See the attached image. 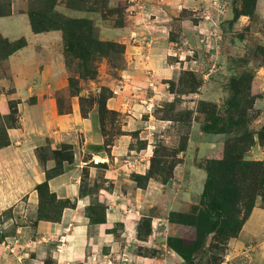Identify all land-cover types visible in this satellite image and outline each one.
<instances>
[{
  "label": "rangeland",
  "instance_id": "374dc122",
  "mask_svg": "<svg viewBox=\"0 0 264 264\" xmlns=\"http://www.w3.org/2000/svg\"><path fill=\"white\" fill-rule=\"evenodd\" d=\"M137 1L0 0V107L7 110L0 113V146L7 127H16L38 99H52L59 115L73 105L82 116L99 110L95 130L105 161L98 157L75 172L80 193L91 194L79 210L90 225L89 254L77 264H264V0H184L182 8L180 0L173 7L148 1L142 21L151 39L157 46L172 41L148 54V74H157L150 105L144 100L152 87L138 85L143 95L131 97L138 87L124 88L120 77L129 56L142 53L129 21ZM27 48L28 59L15 67L12 56ZM58 55L65 78L50 94L48 79L39 98L19 95L13 73L33 80L39 63ZM112 89L126 90L115 110L106 105ZM128 129L130 147L127 139L118 145ZM31 138L52 140L40 129L17 144L20 153L27 154ZM74 151L67 143L37 149L57 166L35 186L24 158L0 152V162L7 161L0 166V236L14 242L4 250L0 241V264H59L57 237L43 234L41 223L57 221L66 201L44 183ZM42 158L37 172L52 166L43 168ZM227 188L231 202L224 208L216 197L224 200Z\"/></svg>",
  "mask_w": 264,
  "mask_h": 264
},
{
  "label": "crops",
  "instance_id": "0c3cea01",
  "mask_svg": "<svg viewBox=\"0 0 264 264\" xmlns=\"http://www.w3.org/2000/svg\"><path fill=\"white\" fill-rule=\"evenodd\" d=\"M148 1L150 0H139L136 3V8L134 14L131 16L130 20L131 23V29L132 32L135 34V40L141 47L140 54H133L132 56H129L127 61V68L124 70V74L121 73L120 77L122 79V82H124V88L130 86V87H138L136 91L132 92L131 97H139L143 95L138 89H142L144 87H152L153 88V94L148 95L146 97L147 100L146 104L150 105L149 102H151L152 97L156 96V82H153L155 80V75L152 74L151 77L148 73L150 71L147 70V59H152L151 56L148 57V54L153 52L156 47L164 46L166 48L167 46H171L172 41L166 40L161 42L158 46L156 45V42H153L151 39L152 35H150L151 28H148L149 26L147 23H144L142 19L145 17L143 15L144 9L146 6L148 7ZM169 0L168 3H171L172 7L177 5L179 3V0ZM182 1V7H186L183 4L184 0ZM175 10V9H174ZM145 13V12H144ZM150 15V13H149ZM148 15V16H149ZM151 16V15H150ZM141 19V21H140ZM151 19V17H150ZM155 19V18H153ZM152 21V20H151ZM156 21V20H153ZM149 24V23H148ZM154 25H156V22H154ZM153 29V28H152ZM28 32V30H27ZM155 34V30H153ZM150 40V41H147ZM163 43V44H162ZM31 44H29L30 46ZM158 47V48H159ZM152 48V51H151ZM157 48V49H158ZM29 48L26 49L25 53L24 49L18 50L13 56L12 60L15 63V67H18L22 61L25 59H28L29 54L28 53ZM159 50V49H158ZM44 51V50H43ZM42 51V53H44ZM42 57V56H41ZM50 58V61H42L39 63L38 71H36V76L33 80H30V78L24 79L23 76L16 72L13 73V77L15 80V83H17L16 90L19 95L22 97L26 96H32L35 95L38 98L42 96V90L40 89L43 81H47L48 79L51 80L50 82H45L46 88L45 90L48 91V94H50V91H52L51 87L54 82L58 78H65V70L64 66L61 67L59 64V55L57 57L47 56ZM154 59V58H153ZM154 64V63H153ZM163 69H158L157 71H160ZM35 72V71H34ZM125 72H128L127 75ZM160 73V72H158ZM151 74V73H150ZM48 75V76H47ZM157 77V76H156ZM23 78V79H22ZM21 79V82L18 83V80ZM45 79V80H44ZM157 79V78H156ZM31 83L32 86H27L28 83ZM141 84H138V83ZM65 83H62L60 87H64ZM143 85L142 88H139ZM40 87V88H39ZM115 89H112V94L109 96L106 100V105H108L109 109H118L117 106L123 104V100L127 97H123L122 95L126 93V90H119V94L113 93ZM130 92V91H129ZM123 93V94H122ZM138 93V95L136 94ZM141 94V95H139ZM10 100L13 98H9ZM149 101V102H148ZM142 106V105H140ZM144 106V105H143ZM1 107H4L2 109ZM0 108V113H6L5 105L2 104ZM121 107V106H120ZM147 108L149 106H146ZM146 109V108H145ZM24 116L20 115L17 121V125L7 127L5 130V141L6 144L0 146V152H13L16 154L19 161H22L24 158L23 164L27 167H29V173L33 176L36 182H34V186L36 183H39L42 181V179L45 180V170H52L57 165V161H54L53 158L49 157L46 160L43 159L41 156L38 155L37 149L45 146L48 144L49 149L53 150L56 149L60 144H66L68 146V149L73 151L72 152V160L67 163L66 160H61L59 166V171L54 172L46 179L47 186L49 189V192L54 194V197H57V199H64L66 201V204L63 206L62 213L60 215V218L57 221H49L48 223H41L42 227H45V231L43 234L46 235H56L57 237V261L59 264H77L79 262L84 261L83 258L88 256V243L90 240L88 227L90 226L88 224V221L86 219V216L81 213L79 210L84 209L89 203L91 199L90 193H80L79 189V175L75 174L79 167H84L89 165V163H98V157H100V153L102 152L101 144H102V138L100 136L99 131L95 130L100 125V117L98 114V111L96 109H90L88 114L86 116H82V114L79 111L78 105H73L72 108H70V111L68 113H62V114H56L55 109L53 108V102L52 99L46 100H40L30 106H28V109L24 110ZM23 114V113H22ZM152 116V115H151ZM43 120V121H42ZM44 122V124H42ZM40 129H44L45 133H48L52 140H48V143L46 144L42 143V140H36L34 141L33 138L31 142H28L24 145L23 150L26 151V155L19 152L20 147L17 146V144L22 143L24 141L23 138L30 137L36 135V132L39 133ZM70 131L72 133L71 139H57V133L60 132H68ZM129 134H124L120 138L118 137V145L120 144V141L127 139V146H129V139L131 140V129H128ZM56 134V135H55ZM71 135V134H70ZM127 137V138H126ZM116 142V141H115ZM125 146H119L118 149L122 150ZM22 154L20 156L19 154ZM106 154V160H107V153ZM41 158L44 160L43 168H46L48 163H52L50 167L46 169H41L39 172L35 171L36 165H40ZM45 158V157H44ZM28 160V161H26ZM53 161V162H52ZM105 161V160H104ZM7 162V161H6ZM5 161L1 160L0 166L3 167V165L6 163ZM66 162V163H65ZM65 163V164H63ZM131 160H125V166L127 164L130 165ZM22 164V163H21ZM46 166V167H45ZM110 175L106 174V177ZM43 180V181H44ZM30 191V197L34 199L35 197V190L31 189ZM100 190H103V187L100 188ZM57 193V194H56ZM112 198H110L111 200ZM34 205V204H32ZM108 205L113 208L112 205ZM82 206V208H81ZM109 214V212H107ZM106 214V215H107ZM101 223H98L97 225V231L99 230L100 225H107L108 218L106 221H99ZM36 226H40V222L37 221ZM21 226L16 227V231H20ZM44 231V230H43ZM89 233V234H88ZM99 235V234H97ZM11 237L5 235L0 236V241L2 242L3 249H7L8 245L5 246L6 241H11V243H14ZM13 239H17V237H13ZM18 241V239H17ZM64 246V247H63ZM62 247L64 248V252L62 250ZM14 248H17V245H15ZM5 252V251H3ZM21 253V252H20ZM56 257V256H55Z\"/></svg>",
  "mask_w": 264,
  "mask_h": 264
},
{
  "label": "trees",
  "instance_id": "16d2710c",
  "mask_svg": "<svg viewBox=\"0 0 264 264\" xmlns=\"http://www.w3.org/2000/svg\"><path fill=\"white\" fill-rule=\"evenodd\" d=\"M64 30L65 29H68L69 30V28L66 26V28H63ZM83 37V36H82ZM84 38V37H83ZM77 39H81V37L80 38H77ZM21 46H23V43H19V44H17L15 47V49H19ZM67 46V45H66ZM68 47H69V45H68ZM82 46H80V48H81ZM71 49L70 48H68V50L67 51H70ZM75 50V49H74ZM72 51V50H71ZM84 52H85V54L84 55H88V54H90L91 53V51H89L88 50V47L87 48H85L84 50H83ZM81 55V54H80ZM106 100V99H105ZM104 104H105V101H104ZM13 108H15V107H11L10 109H13ZM105 109V108H104ZM98 114H99V110H98ZM6 142L7 141H5L4 142V144L3 145H5L6 144ZM44 186L48 189V186H47V182L45 181V183H44ZM226 187V186H225ZM48 191V190H47ZM52 196H54V195H52ZM216 200H218V203L219 202H221V204L224 206V208H226L227 206H229V204H230V202H231V190L230 189H226L225 190V199L224 200H222V198L221 199H218V197H216ZM238 220V219H237ZM221 231V230H220Z\"/></svg>",
  "mask_w": 264,
  "mask_h": 264
},
{
  "label": "bare ground",
  "instance_id": "6f19581e",
  "mask_svg": "<svg viewBox=\"0 0 264 264\" xmlns=\"http://www.w3.org/2000/svg\"><path fill=\"white\" fill-rule=\"evenodd\" d=\"M98 160L104 161L105 159L104 157H100Z\"/></svg>",
  "mask_w": 264,
  "mask_h": 264
},
{
  "label": "water",
  "instance_id": "95a60500",
  "mask_svg": "<svg viewBox=\"0 0 264 264\" xmlns=\"http://www.w3.org/2000/svg\"><path fill=\"white\" fill-rule=\"evenodd\" d=\"M100 155L103 156L104 155V152H101Z\"/></svg>",
  "mask_w": 264,
  "mask_h": 264
}]
</instances>
